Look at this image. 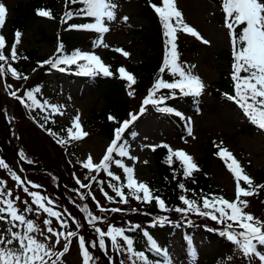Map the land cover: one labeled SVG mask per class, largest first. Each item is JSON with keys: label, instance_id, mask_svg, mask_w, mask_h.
Segmentation results:
<instances>
[{"label": "snow or ice", "instance_id": "obj_1", "mask_svg": "<svg viewBox=\"0 0 264 264\" xmlns=\"http://www.w3.org/2000/svg\"><path fill=\"white\" fill-rule=\"evenodd\" d=\"M72 2L77 3L78 0H72ZM79 2L82 3L84 7L79 9L77 15L83 14L86 17L93 18L94 23L70 25V27L78 30L93 31L99 34V39L93 42V46H103L107 48L108 45L104 43L103 34L108 33L110 28L106 25V21H115L117 19L116 9L118 5L113 2V0H79ZM151 7L159 16L163 28V36L165 37V56L163 59V66L159 71L164 73L165 70L168 69L173 77L179 78L171 83L162 78H157L149 95L143 101V106L139 110V114H143L145 111L144 106L151 104L156 107V110L160 113L174 114L175 116L184 118L179 111H176L171 107L160 106L165 103V100L167 99L166 97H157V92L160 89L172 90L173 96H175V90L178 89L179 93L185 97H199L205 89V85L201 78L197 75H193L190 70L186 71L178 62L179 53L177 52L176 44L177 32L180 31L189 34L206 45L209 44L210 41L204 39L194 27L185 22L182 11L177 7L176 0H162V6H157L153 3ZM222 10L225 14L224 26L229 30L234 60L232 80L234 81L235 95H229L227 98L229 100H234L239 105L243 110V114L253 125L257 126L260 130H264V0H222ZM7 14L8 9L6 5L3 2H0V29H3L6 23ZM37 15L49 19L53 18L51 11L44 9H38ZM72 16V12H66L65 22L68 19H71ZM128 19L127 16L123 17L125 22H127ZM237 28H240L239 32H237ZM21 35L22 34L19 31L15 33V42L11 47V59L13 61L18 59L16 45L20 43ZM5 47V37L0 35V61H3L4 65H8V71L11 72L12 77L27 80V76L18 73L15 68L8 64V57L3 51ZM113 50L121 52L125 57L130 55L123 49ZM62 51L63 45H60L58 52ZM23 58L27 59V57ZM81 61L85 63H80ZM44 63L61 72L67 70L64 67H60L61 65H67L69 67L76 65L79 69L76 72L77 75L90 77H95L97 75L112 77L115 75V73L110 70V66L106 65L100 56L79 49L72 52L71 55L54 56ZM4 65H0V75H3L5 72ZM191 67L194 68L195 66L193 65ZM116 71L119 73L120 79L128 82L127 86L129 88L136 83V78L124 67H120ZM241 73H244L245 75H241ZM6 87L11 88L12 86L6 85ZM39 91V88L35 89V92ZM9 95L19 100L20 103L30 111L34 108H40L44 111L47 107H50L53 113H59L60 111V106L49 105L47 101L41 103L31 90L27 91L26 96L24 97L19 96L16 91L10 92ZM128 95L131 96L133 93L129 91ZM28 101L31 103H28ZM45 119H48V117L45 116ZM109 119L115 120L112 116H109ZM137 119V114H131L129 120L123 121L120 126L114 130V139L110 146L107 147L106 154L102 157L100 162L93 163L92 157L89 156L86 162H81L82 167L89 170V172H96L97 174L103 170L112 180L120 182L121 177L115 175L109 170L110 164L114 162L118 167L123 169L124 173L127 174L126 185L108 183V187L112 189L116 197H119L120 203L128 204L130 195L133 199L140 202L150 204L155 201L158 207L165 212L175 211L185 216L189 212H192L199 216L210 218L211 220L225 225V230L220 231L219 234L232 242L245 257L249 258V260L253 257H257L260 264H264V252L258 250V246H264V221L257 219L253 214L246 212L245 209L249 206V203L247 199H242V197L247 198L253 195H258L259 193L257 189H264V184L255 185L253 179L245 173L239 161L233 156V154L226 148H220L218 155L221 159H224L228 170L233 174L236 180V199L230 202L224 197L212 196L209 198L208 196H204L202 197V207L209 211H202L201 206L197 203L196 199H189L185 195H180L179 200L187 207H176L175 209L169 208L166 205L165 200L158 195H154L153 191L146 183L139 182L134 177L133 168L126 167L120 160L113 159L114 153L118 154L120 157L128 156L126 143L120 142L122 141L125 132ZM40 126L43 127V125ZM74 129L76 131H74ZM67 132L69 139L57 138V143L64 146L68 144L70 140H80L88 135L87 132L83 131L79 115L74 118L73 125L67 130ZM188 133L189 135L192 134L190 127L188 128ZM49 135L56 136V133L49 130ZM132 136L135 137L136 133L133 132ZM150 147H152L153 151H155L157 147L167 149L169 155L166 162L171 165L174 157L178 159L183 168V176L186 179L191 177L194 172L200 171L194 158L182 149L173 150L167 144L151 145ZM19 155L21 159H26L23 152ZM132 158L133 157H130V159ZM0 169L7 170L12 179L23 186L24 182L21 180V177L17 175L2 158H0ZM86 179H88V177H86ZM91 179L95 181L96 177L92 176ZM241 181L247 185V188L241 186ZM77 183L81 188L91 187L90 184L81 183L78 179ZM99 183L101 184L100 191L104 194L107 200L112 203L117 202L112 196L104 191V181H99ZM0 185H3V187H0V205H3V207H0V220H5L6 217H10V220H7V223L12 224V227L8 228L4 234H0V264H62L61 257L69 251L72 238L77 237L82 255V264H94L96 258L91 254L89 247H99L107 254L105 237L110 239L111 247L117 252V254L123 252L128 255L131 264H153V261L149 259L144 251H137L134 248L133 239L126 235L127 231H136L137 229H140L141 226L139 224L131 225L127 229L123 227L109 226L106 231H103L100 228H95V231L99 236L98 245L97 243L92 242L90 246H86L87 242L85 238L79 236L78 232L68 231L65 233L62 231H56L51 226L53 221L51 219H46L43 221V224L48 225L47 232L51 233V236L55 238L54 244L62 246V251H54L48 244L41 242L33 235V233H39L44 236V240L50 239L49 236L44 235V232L34 223L33 220L27 219L25 215L20 214V210L14 205L12 199L13 193L11 191H5L6 182L0 180ZM31 186L33 188L41 187L36 184H32ZM124 187H127L128 189L127 195L123 190ZM178 187L184 192L188 191L183 183L178 184ZM23 191L32 197L31 204L36 206L37 215H39L38 210H42L48 217H53L56 218V220H59L61 228L68 227L67 222L60 219L61 213L47 206L53 203L51 199L42 196L39 192H30L27 186L23 187ZM193 194L195 195V193ZM80 198L85 199L84 194H80ZM15 199L19 200L20 197L17 196ZM92 199L95 200V196H93ZM24 203L27 205L28 201H24ZM96 203L101 212L109 211L117 213L123 211L121 208L105 209L100 206L99 201H96ZM25 211L31 213L34 209L29 205ZM81 211L88 214L89 223L93 224V226L95 225V221L105 219L94 216L92 212L89 211L87 204L83 205ZM132 211L138 210L132 209ZM73 220L76 222L74 218ZM171 222L172 221H170L167 216L157 218V223L161 226L165 223ZM76 223L77 227H79V223ZM233 225H236L241 231H236ZM18 226H24L23 233L13 231V228ZM153 226H155V224ZM143 235L147 238L149 250L153 251L156 255L162 256L166 264H172V259L169 256L168 251L158 246L157 242L147 231H143ZM121 241L123 243H121ZM14 243L18 244V247H9ZM120 264H125V262L120 261ZM155 264H161V262L156 261Z\"/></svg>", "mask_w": 264, "mask_h": 264}, {"label": "rangeland", "instance_id": "obj_2", "mask_svg": "<svg viewBox=\"0 0 264 264\" xmlns=\"http://www.w3.org/2000/svg\"><path fill=\"white\" fill-rule=\"evenodd\" d=\"M20 1L24 0H0V2H3L8 9L6 19L13 15V7ZM176 2L178 9L183 13L185 22L194 27L204 39L210 41V43L206 45L189 34L181 35L187 37L186 39L189 45L188 51H186L183 58L188 60V63L191 66H195L194 68L191 67V72L193 75H197L201 78L205 85V89L201 96L191 104L186 101H178L173 105V109L182 113L184 117H179L182 128L174 125V122L169 119H165L162 116H155V113L152 111L146 110L143 114H139V110L143 106L142 101L146 99L147 95L146 97L142 95L139 98L137 97V100L134 102L135 104L128 109L125 113L126 115L123 117V121H125L130 119L131 114L138 115V119L132 123L129 128L132 133H136V136H132V141L127 146L129 157L122 163L126 167L134 169V177L139 182L146 183L149 186V179L155 174V162L157 156L155 155V151L152 150V147H150L151 145L167 144L173 150L182 149L187 154L191 155L194 160H199L204 154H206L205 151L211 150L212 152L214 143H221L233 154L239 163L245 167L246 172L249 173L255 182L254 184L259 185L262 182L257 181L258 177L255 175L256 171L253 170L256 169L262 171L264 174V130H260L258 127H253L255 130L252 134L240 133L239 131L242 130V126H247L251 122L239 111L240 109L238 107H228L222 102V99L213 92V90L218 89L219 87L218 80L221 73L224 72V76H227L228 73L232 71L231 66H228V63L221 60L218 56V51L228 50L232 45L228 29L222 24H218L217 22L214 23L211 20L214 11L217 9V3L214 4L209 0H176ZM116 4L118 5L116 9L117 19L115 21H106V25L110 28V31L103 34L104 43H106L108 47H94L91 46V44L84 45L80 42L75 50L79 49L84 52L95 53L100 56L106 65H109L110 62L105 50H111L112 47L123 44L125 46L123 50L130 55L125 57L121 52H118V58L122 63L128 62L132 65H136L142 61L141 57L138 55V49L140 47L137 44L133 45V47L131 45L128 46L127 44L132 41V37L135 38V36H137L135 30L142 29V25H148L149 18L141 13L140 9L142 7L139 6L137 0H117ZM124 16L129 18L127 22L123 20ZM40 22L49 33H57V25L47 17L41 19ZM6 30L7 24L5 23L3 29H0V32L5 33ZM36 30L35 26H30L23 31L20 43L16 45L17 53L32 49L35 50L37 54L45 55L46 58L51 57L54 55V45L52 43L38 41ZM180 33L183 32L178 31L177 35ZM95 36L99 39V34ZM11 47L12 46L8 47V53H11ZM32 71V67L28 66L27 72L34 75V72L32 73ZM100 77L102 80H99L98 83H94L93 81L89 82L79 76L64 74L60 75L58 80L53 81L49 87L50 91L48 90V95L50 98L47 100L48 104L60 106L59 113H53L51 108L47 107L48 113L55 117L53 120L59 128L57 138L69 139L67 130L72 127L74 118L77 115L80 117L83 131L88 133L83 139L70 140V142L64 146L57 143L56 140L59 148H62L63 151H66V146L75 148L74 155L67 151V155L64 154V156L60 157L63 160L62 162H68V164L72 163L79 166V164H82L81 162H86L87 158L91 156L93 163H98L102 160V157L106 154L107 147L111 144L112 138H110V136H104L100 134L99 131H95V129L92 130L93 126H91L92 119L90 118V112L93 109L99 111L104 107L105 102L102 89L107 81L110 80V77H104L103 75ZM2 79L3 78H0L1 82ZM1 82L0 94L7 97L2 90ZM6 85H11L12 87L10 89L15 90L18 89L19 83H17L15 79H12L11 84L7 83ZM21 93L22 92L19 94ZM125 98L126 100L130 99L126 94ZM0 107V109L3 110V107L5 106L0 105ZM15 107L18 108V105L15 104L13 98H9L6 103V112H8L10 118L11 115L14 114ZM17 112L22 119L28 117L20 106ZM3 116L4 114L2 113L1 118H3ZM4 118L6 117L4 116ZM0 120L3 121V119ZM10 123V133H15L14 138H18V129L15 121ZM189 127L192 130L191 135L188 133ZM74 131L76 130L74 129ZM1 136L3 137V135H0V137ZM2 137L0 138V145L2 144ZM9 145L11 146V144ZM130 157L133 158L130 159ZM7 161V164L16 172V174H21L19 176L22 177V181L24 178H27L32 184L37 183L34 181V177H32L33 173H31V169L23 170L22 168L21 171L19 170L20 161H18L16 157H12V155L8 153ZM78 170L79 169H77V171ZM28 172L31 173L29 176L26 175ZM3 173L4 178L8 175L5 181L7 183L6 191H11L13 193L12 199L14 205L20 210V214L25 215L27 219L33 220L34 223L44 232V235L49 236L50 239L44 240V236L39 233H33V235L41 242L48 244L56 252L62 251V246L54 244L55 238L51 236V233L47 232L48 225L43 224V221L46 219H51L53 221L51 226L56 231H62L65 233L68 231H76L79 236H81L83 232H86V237H84L87 242L86 246H90L92 242H95L93 238H90V235L96 236L97 242L95 243H98L99 238L97 237V232L94 231L95 228H100L101 230L106 231L109 226L125 228L127 224L131 223V211L122 213L121 219H112L110 215L115 214L110 212L111 214L109 213L110 215L106 220H97L95 221L94 226L89 223V219H86V222L88 223L87 228H85L73 214L74 212H72L67 205L62 202V199L57 196L55 193L56 191H52L51 188L49 189L45 185L42 189L31 188V192H39L42 196H46L53 201L52 204L47 206L61 213L60 219L66 221L68 224L67 228H61L59 220H56V218L53 217H48L42 210H38L39 215L36 214V206L31 204L32 197L23 191L25 184L22 186L20 183L10 178L9 172L5 169H3ZM75 173L84 181L91 180V175L86 179L81 173L76 171ZM66 176L72 178L71 172L68 174L66 173ZM126 176L127 174L123 171L125 183H127ZM48 177L53 185L54 182H56L55 180H58L55 170L50 171ZM209 178L212 183L215 184V188L221 190L229 197H232L235 191L236 180L233 174L228 170L227 166L221 165L215 159L212 160ZM57 188L59 189V186H57ZM149 188L151 187L149 186ZM63 190L64 186L62 185L59 191L63 192L65 195V191ZM258 193V195L251 196V201L248 202L249 206L246 210L251 209V214L257 219L264 221V191ZM17 196L20 197L19 200L15 199ZM24 201H28V204L26 205ZM29 205L34 209L31 213L25 211ZM108 206L110 205L108 204ZM73 207L75 209L78 208V206ZM73 218L79 223V227H77V223L74 222ZM10 227H12V225H1L0 234H4ZM23 230L24 226L13 228V231L21 233H23ZM179 240V232L177 231V233L171 238L168 246V253L172 259V264H260L257 257H253L249 260V258L245 257L237 247H233L227 252L219 251L217 243L215 245L214 243L207 242V240L205 241L204 238L200 240L195 238L194 248L191 249L190 247L185 248ZM105 242L107 245V254L104 250H101L102 253H104L103 257L101 253H98L97 248L89 247L92 255L94 253L98 255L99 264H120V261H124L125 264H130V262L127 261L128 255L126 253L121 252L117 254V252L112 249L111 241L107 237H105ZM121 243L123 242L121 241ZM9 247L16 248L18 247V244L14 243ZM144 247L145 243L142 241L141 248L144 249ZM258 250L264 252V246H258ZM61 261L62 264H82V255L79 249L78 237L72 238L69 251L61 257Z\"/></svg>", "mask_w": 264, "mask_h": 264}, {"label": "trees", "instance_id": "obj_3", "mask_svg": "<svg viewBox=\"0 0 264 264\" xmlns=\"http://www.w3.org/2000/svg\"><path fill=\"white\" fill-rule=\"evenodd\" d=\"M209 1L213 2L214 4L217 3V9L216 11H214V15L212 16L211 20L214 23L217 22L218 24L224 25L225 14L222 10V0ZM113 2L116 3L117 0H113ZM137 3L140 7H142L140 9L141 13H143L145 17L149 18V23L147 26L142 25V29L135 30V34L137 36H135V38L132 37V41H130V43L127 45H131L132 47L135 44L139 45L140 48L138 49V55L141 57L142 61L136 65H132L128 62L122 63L118 58V51H114L113 49H124L125 46L123 44L114 46L111 50H105V53L110 62L108 66H110V70L113 71L115 75L110 77V80L107 81L102 89V94L104 96L105 102L104 107L99 111L93 109L90 112V118L92 119L91 126H93L92 130L95 129V131H99L100 134L104 136H110V138L112 139L114 138L113 132L123 122V117L126 115L125 113L133 104H135L134 102L137 100V97L139 98L141 95L146 97V95H149V92L155 84L157 78H162L170 83L175 82V80L179 78L173 77L168 69H166L164 73H161L159 71V69L163 66L166 45L164 42L165 37L163 36L162 24L160 22L159 16L155 13L151 5L154 3L157 6H162V0H137ZM82 7H84V5L80 3L79 0L77 3H73L72 0H24L14 5L12 11L13 15L10 18L6 19L7 30L5 31V33H0V35H3L6 40V47L3 49V51L4 54L8 57V64H10L11 67L15 68L18 73L22 74L23 76H27L28 79L24 80L12 77L11 72L8 71V65H4V62L0 61V65H4L5 68V72L3 73V75H1V77L3 78L1 82L3 92L10 93L12 91H16L19 96L24 97L26 96V92L31 90L34 92L36 98L41 103H44V101L50 98V96L48 95L50 91V85L53 83V81L58 80L60 75L71 73L72 75H76L79 77L82 76V78H84L85 80L89 82L93 81L94 83H98L99 80H102V78L100 77L101 75H97L95 77L77 75L76 72L79 69L76 65H72L70 67L67 65H61L60 67H64L67 70L64 72L58 71L57 69L52 68L50 65L44 63L48 60L46 59L45 55L37 54V52L32 49H27V51L25 52L17 53L18 59L15 61L11 59V53L7 52L8 47L15 42V33L19 31L23 35V31L26 30V28L28 29V27L30 26H35V28L37 29L36 36L38 41L52 43L54 45V55H52V57L58 55H71L80 42L84 45H93V42L96 40L95 32L78 30L70 27V25L94 23L93 18L86 17L83 14L77 15V12ZM38 9L51 11L53 18L50 20L57 25L56 34L49 33L48 30L42 25L40 20L46 17L37 15ZM66 12H72L73 16L71 19H68L65 22ZM239 31L240 28H237V32ZM181 35L182 34H180L176 40L177 52L179 53L178 62L182 67L185 68L186 71H191L192 68L188 63V60H185L183 58L189 48L186 39L187 37ZM60 45H63L62 52H58ZM218 56L221 60H224L228 64H234L233 48L218 51ZM23 57H27V59H24ZM80 63L85 62L81 61ZM28 66L32 67V73L34 72V75L27 72ZM120 67H124L136 78V83L133 84L131 88L127 86V81L119 78V73L116 70ZM223 73L224 72L221 73L218 80V89L213 90V92L215 95H218V97L222 99V102H224L228 107L240 108L234 100H229L227 98L229 95H235L234 81L232 80V76H230V74L224 76ZM241 75L245 74L241 73ZM12 79H15L17 83H19L18 89L13 90L6 87L7 83L11 84ZM37 88L40 89L39 92H35V89ZM129 91H131L133 95L129 96ZM20 92L22 93L19 94ZM125 94L130 98L129 100H126ZM160 96H164L167 98L165 100V103L160 105L161 107H165L167 106V104L168 106H172L180 100H184L187 103L190 102L191 104L193 101H195V99H197V97L183 96L179 93L178 89L175 90V96H173L172 90L160 89L157 92V97ZM11 98L13 97L11 96ZM8 100V97L0 94V105L5 106L3 107V110L0 109V119H3V121L0 120V135H3V137L1 136L2 144L0 145V158L5 160L6 163H8V153L11 154L12 157H16L14 153L15 151H13L11 149V146L9 145L10 141L7 138L8 130L2 124L7 123L11 128V119L8 118L6 112V103L8 102ZM13 101L18 105V108H14V114L11 115V118L13 119V121H15L18 129V138H15V140L19 145V153H24L26 157L25 160L28 161L29 164H40L44 162V164H51L53 166L55 165L58 170H61L60 172L62 174L63 181L62 185L64 186L63 191H65V195L69 201H67L65 196L58 190L57 179L55 180L56 182H54V185L50 181L48 177V175H50V170H31V173H33L32 177H34V181L37 182L36 185L41 186L38 189H42L45 185L49 189L51 188L52 191H56L55 193L57 194V196H59L62 199V202H64L65 205H67V207L72 212H74L73 214L76 216V218H78L81 225H83V222L81 221L78 212L74 209L73 206H71V204H69L70 201L76 207L78 206V208H82L83 205L87 204L89 207V211H91L94 216L105 218L103 220H106L111 213L109 211L101 212L97 207L96 201H99L100 206L104 207L105 209H123L122 212H117L114 213L115 215H110L112 219H121L122 213L131 211V223L127 224L125 228L127 229L131 225L137 224H139L141 228L137 229L136 231H127L126 235L130 236L133 239L134 248L137 251H144L149 259L153 261V264H155L156 261H160L161 264H164V259L162 256L156 255L153 251L149 250L147 238L143 235V231H147L157 242L158 246L166 250L168 249L171 238L179 230L182 231L180 234V241H182V243L184 244L185 238L183 234L185 233L190 235L191 237L198 238L199 240L204 238L205 241L207 240V242L214 243L215 245L217 243L219 251L227 252L233 247H236L232 242L228 241L225 237H222L219 234L220 231L225 230V225L211 220L210 218L202 217L192 212H189L186 216L175 211L165 212L158 207L155 201L150 204L140 202L133 199L130 195L128 204L120 203L119 197H116L112 189L108 187L109 182L113 184L126 185L124 180L125 178H123V172L120 167H118L113 162L110 164L109 168V170L112 171L115 175L121 177V181L117 182L108 177L107 173L103 170H101L99 174H97L96 172H89V170L84 169L80 164L79 166H76V164H68V162H62L63 160L60 157L64 156V154L67 155V151L71 152L72 155H74L75 148L66 146V151H63L62 148H59L58 144L56 143L59 128L56 126L52 114L50 115L47 112V108L44 111H42L40 108H34L30 111L29 109H26L19 100L13 98ZM28 103L31 102L28 101ZM19 106L28 115L27 118L22 119L20 114H18L17 110H19ZM146 109L155 113V116H162L165 119H169L170 121L174 122V125L181 126V122L179 121L178 117L172 114L160 113L156 110V107L151 104L147 105L145 107V110ZM240 111L242 112L243 110L240 108ZM2 113L6 118H4V116L3 118H1ZM45 116H47L48 119H45ZM109 116L114 117L115 120H110ZM40 125H43V127H41ZM253 127L257 126L250 123L247 126H242V130L239 132L242 134H252L255 130ZM49 130L56 133V136L49 135ZM131 140L132 132L130 130H127L120 143H126V145H128ZM213 146V153L211 152V150H207L205 151L206 154H204L202 158H200L199 160H194L198 165L200 171L194 172L193 175L187 179L183 176V168L180 165V161L174 157L172 164L169 165V163L166 162L169 155L167 149L163 147H157L155 150V155H157L155 162V174L149 179V185L151 187V190L153 191V194L158 195L162 199H164L166 205L171 209H175L176 207H187L183 205L182 201L179 200L180 195H185L189 199H196L197 203L201 206L202 211H209L208 209H203L202 197L208 196L209 198H211L214 195H218V197H224L226 195L221 190L215 188V184L212 183L209 178L212 160L215 159L218 163L222 165L224 164V166H226L224 159H221V157L218 155L219 149L222 148V146L219 143H214ZM127 157L128 156L120 157L116 153L113 154V159L120 160L121 162L124 161ZM19 166L20 171L22 170V168L23 170L28 169L26 166L20 163ZM77 169L79 170L77 171ZM243 169L245 170V167ZM75 171L81 173L84 178L90 177V175L91 177L95 176L96 180L94 181L91 179L84 181L78 177V174V176L76 175ZM253 171H256L255 175L256 177H258L257 181L262 182L261 184H264V174L262 173V171L256 169ZM69 172H71L72 178L66 176V173L68 174ZM28 173H26L27 176L31 174ZM3 174V169H0V180L6 181L8 175L6 176V178H4ZM10 178H12L11 175ZM77 179L81 183L90 184L91 187L81 188L77 183ZM23 181L25 182V186H27L29 188V191L31 192V188H33L31 186L32 183L29 182L27 178H24ZM99 181H104V191L107 192L108 195L112 196L117 202L112 203L107 200L104 194L100 191L101 184L99 183ZM180 183H183L185 185V188L188 189L187 192H184L178 187V184ZM0 187H3V185H0ZM245 188H247L246 184ZM6 189L7 185L5 191ZM123 190L127 195V187H124ZM257 191L261 192L264 191V189H257ZM66 192L68 193V195ZM193 193H195V195ZM80 194H84L85 199H81ZM93 196H95V200L92 199ZM250 198L251 197H242V199H247L248 202L251 201ZM108 204L110 206H108ZM0 207H3V205H0ZM132 209H137L138 211H132ZM245 211L251 213V209H245ZM84 215L88 220V214L84 213ZM163 216H167L172 222L165 223L163 226L159 225L157 223V218ZM7 220H10V217H6L5 220H0V225H2L3 223L8 225ZM154 224L155 226H153ZM233 227L236 231H241V229H239L236 225H233ZM81 236L86 237V232H83ZM97 237L99 238L98 234ZM142 241L145 243L144 249L141 248ZM93 256L96 258L94 264H99L98 255L94 253ZM127 261L131 264V261H129L128 258Z\"/></svg>", "mask_w": 264, "mask_h": 264}, {"label": "water", "instance_id": "obj_4", "mask_svg": "<svg viewBox=\"0 0 264 264\" xmlns=\"http://www.w3.org/2000/svg\"><path fill=\"white\" fill-rule=\"evenodd\" d=\"M9 140H10V142H11V146H12V148H13V150L15 151V153H16V155H17V157L19 158V160L20 161H23V163L24 164H27L26 162L27 161H24V160H22L21 158H20V155L18 154V146L15 144V141L12 139V137L10 136L9 137ZM47 168V169H55V170H57L55 167H53V166H51V165H37V166H35V168H38V169H40V168ZM58 171V173H59V170H57ZM59 185H60V183L62 182L61 181V177H59ZM79 213H80V215H81V217H82V220H83V222H84V225L86 226L87 225V222H86V219H85V216H84V214H83V212L82 211H80L79 210ZM94 238H95V240H96V237L94 236ZM98 244V243H97ZM97 250H98V252L99 253H102V251H101V249H99V247H97ZM102 255V257H103V255H104V253H102L101 254ZM104 263V262H103ZM104 264H106V263H104Z\"/></svg>", "mask_w": 264, "mask_h": 264}]
</instances>
